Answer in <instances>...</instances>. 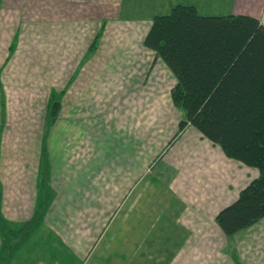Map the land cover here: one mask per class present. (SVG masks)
Masks as SVG:
<instances>
[{
	"label": "crops",
	"instance_id": "obj_1",
	"mask_svg": "<svg viewBox=\"0 0 264 264\" xmlns=\"http://www.w3.org/2000/svg\"><path fill=\"white\" fill-rule=\"evenodd\" d=\"M159 2H168L169 7L178 4L191 5L201 16L247 15L257 18L264 26V0H0V30L9 34V46L12 43L18 46L24 25L48 26L45 35L50 33L49 36L59 38L67 48L73 45L80 48L85 43L86 36H89L86 48L90 54L83 53L76 60L69 81L72 77V81H80V84L87 87L92 84L100 99L97 98L92 103L90 100L85 103L81 101L74 106V110L65 109L67 113L72 112V120H63L61 136L50 138V142L49 135L56 118L47 116L44 123L46 133L40 142L42 152L44 150L45 153L41 152L40 157L44 161L42 167L47 173L49 186L51 187L54 167L53 158L49 150L46 151L45 145L57 143L59 139L63 143L66 134L75 137L67 143L78 144L81 150L77 156L82 157L75 166L78 177L75 178L76 191L71 193V199L75 202L71 207L73 210H80L91 204L104 211L114 206V210H117L120 193L133 191V177L138 176L142 180L145 175L146 180H143L138 189L143 191L145 199L142 201L145 202H134L132 194L130 197L124 196L122 199L125 207L119 212L117 220L121 224L116 240L125 238L130 246L126 244L121 250L112 248L107 251L104 247L95 249L87 257L88 260H73L72 263L264 264V217L233 235L223 233L215 219L222 207L237 198L239 190L246 185L252 171L225 157L219 146L203 138L191 126L183 137H174V140L177 139L176 144L170 148L166 159L162 160L159 153L166 136L158 120L155 119L150 124L148 119L147 124L143 123L139 137L133 138L130 120L134 118L129 116V120L126 116L122 120L123 117L115 115V112H132L133 105L129 103L132 99L135 103L134 98L168 96L175 85V78L164 61L143 44L151 24V19L143 18L150 17L145 14V8L152 3L153 6H158ZM56 24L67 27L61 35L60 30L52 28ZM103 82L107 88H103ZM69 86L70 83L62 95L63 100L70 91ZM145 101V105H140L141 109L148 106L147 99ZM91 104L96 106L95 109L90 107ZM152 107L156 113L165 105L157 103ZM63 108L62 101L64 111ZM145 112L152 113L146 108ZM85 125L88 126V133L82 136L78 126L85 128ZM100 129L124 134L125 139L120 141L112 132L99 138ZM151 129L157 131L154 130L156 132L152 135ZM160 131L163 133L160 134ZM94 132H97V137H94ZM87 141L97 151L92 146L86 147ZM100 142H104L103 150L107 149V152L100 149ZM137 143L145 145V152L143 150L142 153L145 157H134ZM129 146V152L125 151L124 148ZM64 157L65 151L62 160H68ZM134 158L141 162L134 165ZM152 161L158 167L155 174L149 172ZM38 171L37 168L35 175ZM193 174L200 178L194 180ZM176 177L180 181L173 186L171 182H176ZM188 177L194 183H188ZM35 182L37 183L36 180ZM66 186L63 191L68 194V190L74 186L73 183V187L71 183ZM99 186L105 192L104 199L100 201L98 196L91 197L87 194V191L93 195L101 193ZM159 193L163 194L160 199L164 197V205L159 202L162 204L156 203L152 207L151 198L158 197ZM186 198L188 200L185 202ZM52 202L53 200L49 204ZM88 223L97 225L96 218H91ZM38 252H42L40 257L48 259V251L30 249L23 253H26L25 256L36 253L37 256ZM51 259L52 257L49 258Z\"/></svg>",
	"mask_w": 264,
	"mask_h": 264
},
{
	"label": "rangeland",
	"instance_id": "obj_2",
	"mask_svg": "<svg viewBox=\"0 0 264 264\" xmlns=\"http://www.w3.org/2000/svg\"><path fill=\"white\" fill-rule=\"evenodd\" d=\"M144 3L141 2V4ZM158 4V6H153V3L149 4V7L145 6V14L150 17L143 16V18L146 20L151 19L152 21L155 16L170 13L172 6L169 7L168 2H159ZM49 26L51 27L52 25ZM46 28L48 26L45 25L41 27L24 25L18 46L16 43H12L9 46V34L3 33L0 30V80L2 84L0 86V223L5 224L7 229L12 230L18 229L19 226L25 225L35 218L37 222L36 228L33 226L29 227L32 233L23 243L24 245H21L20 248L14 251L8 264H73V260H76V262L80 259L88 260L89 255L95 249L103 247L107 251L112 248L113 250L115 248L120 250L124 249L127 244L126 239L123 238L121 241L116 240V236H119V227L121 224L117 220L125 207V201L122 198L126 195L130 197L132 194L134 196V202H145L142 201L144 198L143 191H138L145 179V175H143L142 180L138 176L133 177L134 192L127 187L126 189L129 191L120 193V198L117 201V210H114V206L104 211L103 209L101 210V207H95L94 204L88 205L80 210L77 208L73 210L71 207L75 202L71 199V193L76 191L75 178L78 177V170L75 169V166H77V161L82 157L77 156L81 150L78 144L76 145L73 142L67 143L69 139L75 138L70 134H66V140L63 143H61L62 139H59L57 143L53 142L50 145H45L46 151L49 150L50 156L53 158L52 164L54 167L51 187L49 186L47 173L43 169L44 161L40 157L42 152L40 142L46 133L44 123L48 117L50 118L53 115L52 109L54 102H58V107L56 109V121L49 135V142L51 141L50 138L61 136L62 133L60 131L64 123L63 120L67 122L72 120V112L69 111L67 113L65 109L66 111L69 109L74 110V106L81 101L85 103L86 100H90L92 103L95 99L100 98L97 97L96 94L98 91L97 89L94 90L95 88L92 87V84L90 87H87V85L80 84V81H72V77L71 81H69L70 74L76 66V60L83 53L86 55L90 54L89 50H87L88 48H86L89 42V36H86L85 43L80 48H77L76 45L67 48L59 38L55 39L54 36H49L50 33L49 35H45L47 33ZM52 28L57 31L60 30L59 34L61 35L67 27L63 24H56ZM69 83L71 85L69 86L71 92H67L63 100L62 95ZM102 86L103 88H107L104 82ZM134 99L135 103L133 99L129 101L133 105L132 112H115V115H120V118L123 117L122 120H125L126 116L128 119L129 116L134 118V120L129 119L132 121L130 123V129L132 130L133 138L139 137L143 123L146 122L147 124L148 119H150V124L155 119L158 120L166 136V141L164 146H162L163 148H161L159 158L162 160L166 159L165 156H168L167 153L170 148L177 142V139L174 140V137H183L187 129L191 126L189 123H186L181 130L179 129L180 123L185 119L183 109L173 104L170 95L158 98ZM145 99H147L148 106H144L141 109L140 105L142 103L145 105ZM62 101L64 103V111L62 110ZM69 103L70 105H67ZM157 103L165 105V107L161 109L163 111L160 110V112L156 111L154 113L152 105ZM90 107H93V105L91 104ZM95 107L93 108L95 109ZM145 108L152 113L146 114ZM154 126L156 127V123ZM78 129H80L82 136L83 134L86 136L88 133L87 125H85V128L78 126ZM154 130L156 129H151L150 131L152 135L153 132L157 131ZM99 131V138L109 135L106 134L107 132H112L116 134L120 141L125 139L124 134H119L116 131H107L105 129H100ZM162 133L160 131V134ZM93 135L97 137V132H94ZM151 139L153 140L152 137ZM86 145V147L92 146L95 149V146L93 144L90 145L88 141ZM150 146L152 148V144ZM99 147L104 151V142H100ZM129 148L130 146L124 148V150L129 152ZM143 150L145 152V145L142 146V143H137L134 149V157L137 158L142 155L145 157V154H142ZM64 151L65 157L68 158L65 161L62 160ZM151 151L150 149V153ZM105 152H107V149ZM37 158H39L38 163ZM135 158L134 165L141 162ZM87 163L89 164L88 158ZM152 163L153 161L149 166V172L155 174L158 169L156 166L157 163ZM88 164L87 166H89ZM37 168L39 171L35 175ZM247 168V170L252 171V175L248 178L246 185L251 179L258 176V172H255L253 168ZM192 178L197 181L200 177L197 174H193ZM90 179L92 180L93 177H90ZM187 180L190 184L194 183L190 182L189 177ZM177 181H180L179 177H176V182L175 180L172 181L171 185H177ZM70 183L71 186L73 183L74 188L69 189L68 194H66L63 191V187H67L66 185ZM3 184L4 188L2 189ZM99 189L102 191L99 194L93 195L89 191H87V194L91 197L98 196V201L103 200L105 194L104 189L100 186ZM155 192L158 191L155 190ZM118 193L116 192V194ZM3 194L4 197H2ZM161 195L163 194L159 193L158 197L154 196L151 198L150 203L152 207L154 206L153 204L158 203L160 205L165 201L164 197L160 199ZM191 197L193 199V196ZM51 200L53 202L50 205ZM186 200L188 198L185 199V202ZM159 202L162 203L159 204ZM122 205L123 208H121ZM139 207L141 208L142 205ZM91 218H96L97 225L88 223V220ZM142 232L145 231L142 230ZM127 246H130V244H127ZM30 249L48 251V259L40 257L42 252H38L37 256H35L36 253L32 255L28 253V256H25L26 253L24 254L23 252L29 251ZM45 252H43L44 255ZM74 254L77 256L75 257ZM51 257L52 259L49 260Z\"/></svg>",
	"mask_w": 264,
	"mask_h": 264
},
{
	"label": "trees",
	"instance_id": "obj_3",
	"mask_svg": "<svg viewBox=\"0 0 264 264\" xmlns=\"http://www.w3.org/2000/svg\"><path fill=\"white\" fill-rule=\"evenodd\" d=\"M143 44L175 78L170 98L185 113L179 129L189 123L228 159L257 170L215 216L226 235L249 227L264 217V26L251 16H201L178 4L153 17ZM35 219L12 230L0 223V264L24 245Z\"/></svg>",
	"mask_w": 264,
	"mask_h": 264
}]
</instances>
